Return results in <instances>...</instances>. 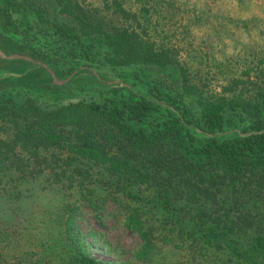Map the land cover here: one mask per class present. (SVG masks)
<instances>
[{"label": "trees", "instance_id": "trees-1", "mask_svg": "<svg viewBox=\"0 0 264 264\" xmlns=\"http://www.w3.org/2000/svg\"><path fill=\"white\" fill-rule=\"evenodd\" d=\"M183 16L175 0H0V199L10 217L23 185L48 181L78 188L102 222L103 189L141 239L128 259L99 258L69 204L59 260L17 251L8 264H151L161 244L187 251L176 264H264V39L244 44L225 26L237 52L226 60L248 66L215 63L218 90L203 70L219 60L200 53L218 52L214 40L197 44L198 21L177 26ZM226 18L247 33L261 21ZM9 233L0 228V246Z\"/></svg>", "mask_w": 264, "mask_h": 264}, {"label": "rangeland", "instance_id": "rangeland-1", "mask_svg": "<svg viewBox=\"0 0 264 264\" xmlns=\"http://www.w3.org/2000/svg\"><path fill=\"white\" fill-rule=\"evenodd\" d=\"M262 1L248 0L249 5L243 6L239 3V0H175V4L180 7L182 15H184L177 26L181 22L182 24L187 23V17H195L198 22L195 23V30L192 34L196 43L206 48L207 42L214 40L213 50H218V52H200L205 55L214 53V58L219 60L215 62L209 60L205 63L204 81L211 88L220 90L219 86L224 80L223 75L215 76V63L225 62L226 66L229 65L228 68H235V70L247 68L248 64L240 57L233 61L226 60L230 55H236L237 52H232L234 41L231 36L226 35L225 26L227 25L236 30L242 37L244 44L252 40L262 42L264 34L260 35L258 30L259 28L264 30V4ZM200 9H205L208 13L202 21L196 17ZM220 14H223V19L225 18L224 20L227 22L229 21L226 17L250 19L252 16H258L261 21L258 23L259 27H257V24L250 23L249 32L247 33L243 24L236 27L231 22L218 20L217 15ZM220 21L223 22L220 23ZM241 27H243V31ZM179 30L181 31L182 27ZM218 32L221 34H218ZM178 37H182V35ZM205 39H208V41H204ZM223 53H226L224 55L227 56L226 58L222 56ZM245 53L241 52L240 54L244 55ZM0 56L6 57L7 55L0 50ZM17 56H10V58ZM182 56L185 58L186 52H182ZM190 63L194 64L193 61H190ZM195 64L192 66L194 70L195 68L198 69L199 65L198 62ZM55 81L63 84L67 79L58 80L55 78ZM23 188H30V190L24 189L23 194L19 197L17 194L15 195L19 203L15 219L10 217L7 210L9 204L7 197L0 199V228L3 230L8 229L12 233V237L8 241L9 245L0 246L3 264L13 262L16 259L14 253H18L17 251L30 252L35 250L37 255L34 259L41 258L48 261L53 257L49 253L56 250L58 253L55 260H59L64 253L63 246L65 244L60 232L64 227L63 217L66 214L64 210L69 204H75V207L78 208V226L87 234L86 239L91 245L90 251L95 256L105 260L128 259L139 248L140 237L124 225L125 209L115 201L106 198V192L103 189H98L97 194V199L103 206V218L100 222L94 216L91 206L82 197V192L78 188H66L62 185L54 187L50 186L48 181H39L37 186L34 187L25 184ZM186 252L181 250L180 253L174 246L161 244L157 248L155 259L151 261V264H176L188 258V256H184Z\"/></svg>", "mask_w": 264, "mask_h": 264}]
</instances>
